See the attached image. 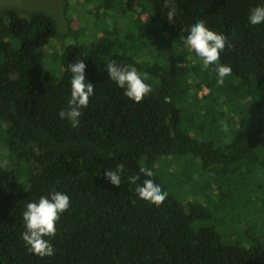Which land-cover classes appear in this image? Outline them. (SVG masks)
<instances>
[{
    "label": "trees",
    "instance_id": "16d2710c",
    "mask_svg": "<svg viewBox=\"0 0 264 264\" xmlns=\"http://www.w3.org/2000/svg\"><path fill=\"white\" fill-rule=\"evenodd\" d=\"M63 1L62 34L44 9L0 8V264H264V23L249 22L264 0H174L171 22L165 0H150L147 23L141 0L117 11L104 0ZM99 12L103 34L82 41ZM128 13L121 40L107 22ZM199 20L232 45L220 54L232 68L222 86L216 65L205 67L182 38ZM135 31L146 38L126 44ZM54 40L53 67L43 55ZM79 59L94 95L74 128L59 112L71 99L68 64ZM112 60L148 74L142 102L110 79ZM118 164L119 187L104 176ZM163 164L171 171L158 172ZM170 173L182 174L177 185H189L191 199H179ZM137 174V184L154 179L168 193L161 205L137 195L128 181ZM54 190L71 206L45 237L55 254L40 257L22 238L23 212ZM252 194L261 208L247 220Z\"/></svg>",
    "mask_w": 264,
    "mask_h": 264
},
{
    "label": "clouds",
    "instance_id": "9594fccd",
    "mask_svg": "<svg viewBox=\"0 0 264 264\" xmlns=\"http://www.w3.org/2000/svg\"><path fill=\"white\" fill-rule=\"evenodd\" d=\"M165 7L169 8L167 13L168 20L171 22L175 15L174 0L170 4L165 0ZM249 22L252 25L264 23V5L254 7L249 14ZM183 31V30H182ZM185 44L203 59L205 67L216 65L217 85L222 86L224 78L232 74V68L220 63V54L227 45H232L223 33H217L209 29L203 20L194 23L188 35L182 37ZM110 79L114 80L118 86L125 89L124 95L134 102H142L145 96L152 92V86L145 83L148 74L140 73L134 67L121 66L115 60L105 64ZM68 69L72 73L71 77V99L68 101V110H61L59 116L62 119H68L72 127H79V118L82 116V109L89 104L90 97L94 95V85L85 82L86 64L82 60H76L75 63H69ZM123 164H118L116 168L107 169L104 173L105 178L119 187L122 182ZM140 173L146 177H154L152 169L141 167ZM140 176L133 175L128 177L131 184H136L135 192L146 201L157 206L161 205L167 198L168 193L162 190L160 184L154 179H144L142 184H137ZM71 206L68 194L60 191H51L48 195H42L39 201L29 202L23 212L25 231L21 234L26 245L34 254L45 257L55 254V247L50 239L45 237H54L57 232L56 224L61 215Z\"/></svg>",
    "mask_w": 264,
    "mask_h": 264
},
{
    "label": "rangeland",
    "instance_id": "374dc122",
    "mask_svg": "<svg viewBox=\"0 0 264 264\" xmlns=\"http://www.w3.org/2000/svg\"><path fill=\"white\" fill-rule=\"evenodd\" d=\"M104 1L108 2V4H110V7L113 11H117L119 9L120 2H121V0H104ZM141 3H142V5H144V9L142 8L143 14L141 17L139 16V19L141 20V22L147 23V20L152 18L151 12H150V9L152 8L151 1L150 0H141ZM63 4H64L63 0H0V8L11 6V7H15L21 11L33 10V9H44L45 11L51 13L56 18V20L58 22V26H59V31L61 34L68 31V24L66 21L67 15L65 13ZM81 5H86V4L83 2V3H81ZM118 15H120V14L118 13ZM113 16H117V14L113 15ZM103 17H104V14L102 12H99L96 15V17H94V20L92 22L89 21L88 24L85 22L86 26H83V27H85V28H83V30H85V33L80 37V39L82 41L88 42V41H90L91 38L93 40L100 38V36L103 33L100 29H98L99 24H97L95 21L97 19V21H100V23H103V21H104ZM133 19H134V17L131 14L129 15V13H128L125 15V19H122V20H121V18L118 19L117 17H114V18L111 17L109 19V21L107 22V24L109 25L108 27H111V28L116 27L117 28V31L119 32V35H120L118 37H120L122 40V39H124L123 35L127 31V29L129 27H132L130 23H131V20H133ZM83 20H81V22ZM138 25H141V23H138ZM136 28L138 30H140L137 26H136ZM137 37H139V38H137ZM145 38H146L145 32L139 33L137 31H135L134 32V38L131 41L130 40H125V41H126V44L129 45L131 42L136 43V40L140 41V39H141L143 41ZM50 47L51 48H47L48 53L44 54L43 57L48 62V64H50L54 67L55 62H52V61H55L58 59V62L60 63V55L56 54V53H59L60 42L57 40H54L51 43ZM48 67H50V66H48ZM55 69L57 70V68H55ZM207 92H208V89L205 88L204 90L201 91V95H204ZM170 169L171 168L169 167V165L165 166L163 164L161 167L160 166L158 167V172L162 173L164 171H169ZM180 175H182V174L172 173L169 176V178H167V181H169L173 185V187H175L178 190L179 199L182 202H186L188 199H191L189 197V194L190 193H191V195L193 194L191 192L192 188L189 185L188 186L177 185V180L178 181L180 180ZM251 196H252V201L249 202V203H251V207H250V209H248L246 211L247 212L246 216H248V217H246L247 220H255L256 216L259 215V211L261 208L260 202L254 200L253 194Z\"/></svg>",
    "mask_w": 264,
    "mask_h": 264
}]
</instances>
